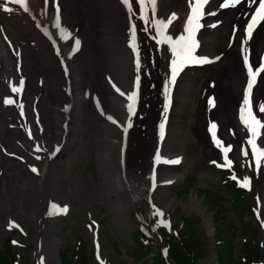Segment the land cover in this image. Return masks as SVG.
I'll list each match as a JSON object with an SVG mask.
<instances>
[{
  "label": "bare ground",
  "instance_id": "1",
  "mask_svg": "<svg viewBox=\"0 0 264 264\" xmlns=\"http://www.w3.org/2000/svg\"><path fill=\"white\" fill-rule=\"evenodd\" d=\"M258 1L239 0L235 6L220 8L219 4L222 0H207L205 11L211 14H205L200 18V26L193 37L196 41L193 56L204 57L206 62L195 63L204 73L198 80L199 87L195 98L197 109L193 116L194 123L191 130L197 136L198 144L202 146L203 158L207 161L214 159L217 153L212 148L206 133H210L208 130L210 123L215 124L213 132L222 145L227 143L221 132L222 127L228 129L232 143L241 145L236 120L229 116L228 112L231 108L240 107L243 92L241 91V97L238 87L241 84L243 86L247 84L242 48L253 68L258 66L264 55V20L259 23L251 36L244 40L243 44L241 43L244 24L247 23ZM189 2L190 0L155 1V19L165 21L167 25L161 29L160 36H157L156 27L152 23L151 6H148L146 19H141L139 7L134 6L129 11L122 0H48L47 3L45 0H29L27 12L14 9L11 14L15 19L13 26L20 31V37L27 41L28 49L33 57L39 58L47 51V45L43 40L46 38L53 43L55 52L60 56L63 70L69 77L70 104L68 106L50 98L43 111L40 109L38 112L36 109L38 117L40 112L43 119L49 115L55 125L48 136L42 137L52 142L53 147L60 153H66L68 148L72 149L80 142H84L86 136L92 137L100 149L98 157L103 178L110 183V188L104 191L105 196L109 197L110 194L115 193V183L125 186L136 206L142 200H146L149 214L156 212L157 209L160 210L162 212L160 220L175 213L180 207V202L170 195L173 187L181 181V176L176 173L171 174L170 171L160 175L157 170L167 166V161H170L173 170L182 167L183 158L171 150L175 144L171 141V117L188 104L184 98L176 99L177 92L181 94L185 85L175 78L176 81L168 84L170 106L167 113L163 117L161 115L164 112V86L171 75L169 65L172 61V54L164 37H170L174 41L176 36L186 34L184 25L189 12ZM173 14L174 19L169 22V17ZM57 15L59 28L54 26ZM130 28L135 31L134 43L137 48L135 54L128 43ZM157 39L161 41L159 44ZM102 40L105 42V48L100 55L97 52ZM76 41H79V44L74 48ZM14 54L20 64L21 52L19 55L16 52ZM130 54L136 63L139 77L135 110L131 116L128 115L127 103L123 100L127 96L121 95V92L127 94L126 74L129 62L126 56ZM23 73L22 69V75ZM0 76L8 79L9 87L15 82L11 77L13 71L7 52L1 46ZM50 78L54 82L55 76ZM106 84L114 88L115 94L108 93ZM209 98L212 99L211 105L208 102ZM250 100L253 113L264 124V113L259 112V106L264 105V71L257 76L252 85ZM21 105L23 104L20 103L19 106ZM109 107L113 110L110 114L107 112ZM114 112L126 113L123 124L117 121ZM84 114L87 115L85 120H83ZM222 115L227 118L223 119ZM109 116L116 123L109 120L107 118ZM162 120L163 136L159 134V124ZM21 123L34 134L35 138L36 131L30 125L27 115ZM39 125H41L40 122ZM115 131L123 133L126 151L124 171L117 175L112 173L107 149L109 133ZM210 134L213 136V133ZM256 137H259L263 143L260 147H264V127L259 130V135ZM63 147L65 149H62ZM9 152H15V149L11 148ZM157 155L165 162L154 165L153 160L157 159ZM177 158V163L171 162ZM248 160L247 166L251 161L250 155ZM50 163L49 158H45L37 175L44 211H39L37 206L32 208L34 215L39 216L34 264H57L54 250L47 254L56 238L49 237L47 232L55 218H58L57 215L61 213V209L58 208L64 207L65 204L63 192L67 186L68 161L63 157L59 159L57 170L54 172L56 176L53 178L52 198L44 199L48 191ZM235 164L231 162L230 166ZM250 167L255 170L252 171L256 178L254 191L259 199V214H262L264 210L263 161ZM154 191L158 192L159 199H154ZM163 197L168 199L161 202ZM189 203L193 206L197 205L196 201L191 200ZM108 205L114 209L119 208L120 200H109ZM201 212L202 209L198 205L197 218L206 223L203 234L209 239L212 235V227L205 217L201 218Z\"/></svg>",
  "mask_w": 264,
  "mask_h": 264
},
{
  "label": "rangeland",
  "instance_id": "2",
  "mask_svg": "<svg viewBox=\"0 0 264 264\" xmlns=\"http://www.w3.org/2000/svg\"><path fill=\"white\" fill-rule=\"evenodd\" d=\"M1 20L4 21L2 24L13 42L15 44L19 43L23 48L27 83L29 81L27 102L30 117L32 118L30 110L32 103H37L42 111L46 108L50 98L57 102L68 103V96L65 93V78L60 69L59 59L53 53V50L48 47V50L43 55H40L39 58H34L33 54L27 49V42L22 40L17 29L13 27V18L3 16L0 13ZM104 48L105 42L102 40L99 46V52L97 53L100 55L103 54ZM9 57L11 66L13 67L14 58L10 54ZM126 58L130 61L129 55ZM53 76H55L54 82L50 78ZM130 77L131 64L127 72L129 85ZM192 79V82L190 81L189 84L194 86L196 79ZM106 88L108 93H113L108 85H106ZM191 89V86L185 89V97L188 99V105L179 111L180 114L178 116L175 115L172 118L175 124L178 125L177 133L174 134L173 132V137L171 138L175 142L172 150L183 154L185 162L182 169L178 170V172H176L177 170L172 171L171 174L177 173L181 175L182 172L186 177V181L184 182L183 176L182 181L177 183L172 189L170 197L177 199L180 202V207L169 217L173 221L178 215H187L195 219L198 231L204 236L203 229L206 223L197 218L198 206H193L189 202L191 200L194 202L193 200L195 199L202 209L200 213L201 218L205 217L210 225H212V218H216V214H214L211 205L207 204L203 199V195L199 190L209 189L222 193L224 188L221 182V175L216 170H213L206 160L202 158V154L199 152L200 147L197 144L198 140L191 131L193 114L197 108L196 96ZM6 93L5 82L0 76V244L10 234L13 237L20 238L26 246H17V248H14L24 255L22 264H33L32 252L36 245L35 232L39 217L34 215L32 208L33 206H37L39 211H43V205L41 203L37 174L36 172L31 173L27 164L30 162L28 160L30 158L40 169L43 160L40 161L42 159L41 153L35 151L33 146H31L32 141L27 137L25 138L20 127L16 107L12 104H9L10 106L3 104L1 98ZM108 110L113 112L111 107ZM231 113L234 114V110L229 111V114ZM115 114L119 117L123 116L122 112H115ZM83 117V120H85L87 115ZM45 120L43 133H38V136H48L52 132L53 127H55L49 115L45 117ZM109 135L110 139L108 140L109 144L107 145V149L112 165V173L114 175L122 174L123 154L120 150V133L115 131ZM97 145L92 137L86 136V140L80 142L79 146H75L72 150H67L68 155L66 159L69 162L66 169L67 186L64 189L63 195L70 206V212L64 218L55 219L53 223L54 229L49 231V235L51 237H57L59 246L61 247L71 246L76 240L77 244H79L78 241L80 240L84 241V246L87 251H90L92 250V246L97 243V251L104 261L107 260L110 264H117L120 261L133 264L130 262L131 260L126 253L128 245L131 244L128 231L137 226L138 220L150 222L156 234H158L159 230L167 228V226L157 224L156 216L148 217L147 203L145 200L136 206L131 199L129 190L125 186H120L118 183H115V193L110 194L109 197L105 196L104 191L110 188V183L103 178L100 159L98 157L100 149ZM10 148L21 152L26 160L19 157H12L2 150H10ZM33 152L34 155L40 156L38 160L34 161L31 156ZM59 157L61 156L53 158L49 165L48 191L44 199H50L52 197L54 189L53 178L56 176L54 172L57 170ZM166 171L167 169L161 170L163 173ZM189 174H193L194 176L190 178L191 181L188 180ZM182 188L185 192L176 196V192L178 193ZM154 196L158 197L159 194L155 193ZM248 198L251 204H253L252 193L248 194ZM115 199L120 200V206L116 209L108 205L109 200ZM167 199V197H163L161 202ZM138 211L142 218H138ZM226 214H223V216L231 219L235 232H237L236 229L238 228H240L242 233H247L246 230L249 227L252 230V226L249 223L251 215H248L247 212H242L241 215H237L235 211L231 210ZM11 219H16L20 222L19 228L24 234L20 235L18 228L9 226L8 221ZM254 221L258 223L257 218H254ZM141 228L151 232L149 228L147 229L144 226V223H141ZM249 232L246 235V244L251 242V239L256 238L253 233ZM259 239L262 245L263 260L264 246L261 229ZM204 241L208 242V247L201 264H211L213 254L209 243L210 240L204 238ZM235 242L236 245L230 243L232 252L239 254V240L236 238ZM29 246L30 248H28ZM31 246H33L32 249ZM92 261L95 264H99L94 257Z\"/></svg>",
  "mask_w": 264,
  "mask_h": 264
},
{
  "label": "snow or ice",
  "instance_id": "3",
  "mask_svg": "<svg viewBox=\"0 0 264 264\" xmlns=\"http://www.w3.org/2000/svg\"><path fill=\"white\" fill-rule=\"evenodd\" d=\"M14 3H17L24 9V11H28V8L26 6L25 0H13ZM47 3L48 0H45ZM122 3L129 9V11L132 10L134 6H138L140 9V18L141 19H146L147 17V10L148 6H151L152 12H153V19L152 23L156 27V34L157 36H160L161 34V29L166 27V22L162 20H156L155 19V0H122ZM207 3V0H190L189 2V12L187 15V19L184 25V32L186 33L185 35H179L175 37V40L173 41L170 37L165 36L164 39L167 41L169 45V49L172 54V61L169 65L170 70H171V75L168 78V81L165 82L164 86V102H163V109L164 112L161 114L162 117L167 113L170 99H169V87L168 84L171 81H174L176 78V75L178 74L179 70L185 65V64H192V63H204L206 62V58L204 57H199L196 58L193 56V51L196 47V41L194 40V34L196 29L200 26L199 25V20L200 18L205 15V14H211V13H206L205 11V5ZM237 3H239V0H222V2L219 4L220 8H226V7H232L235 6ZM0 7H3L5 11H10L9 8H7L5 5L0 4ZM174 19V14L169 17V22ZM264 20V0H259L258 6H255V10L250 13V18L244 27L243 30V39L241 43H244V40L248 39L251 36L252 30L255 28V26L261 21ZM59 17L57 15V22L54 25L55 27L59 28ZM235 31V27L233 29ZM63 31V30H62ZM130 31V38L128 40L129 46L132 47L133 53H137V48L135 46L134 40H135V31L133 29H129ZM47 34V33H46ZM161 41L157 39V44H159ZM79 44V41H76L74 44V48L76 45ZM242 56H243V62H244V68L247 71V84L244 87L243 90V100L240 104L239 108V118L242 124L245 125V127L248 130V138H247V144L250 146L252 150V156L253 159H256L258 162L260 161V158H264V149H260L257 147L254 138L259 135V130L264 127V124H262L261 120L257 118V115L253 113L252 110V102L250 100V91L252 88V85L255 82V77L262 71H264V56L261 57L260 63L258 67L253 68V66L250 65L249 63V58L246 54H244L245 50L242 48L241 50ZM22 83V80H21ZM139 84V77H136V81L133 84V90L127 94L122 93L121 95H126L127 96V111L128 115L131 116L135 110V101L137 97V88ZM18 88L13 87L12 91L16 92L18 91ZM119 91V89H117ZM12 101L5 98L4 103L8 104L11 103ZM209 104H212V99L209 98ZM259 112L264 113V105L259 106ZM109 120H111L113 123H116V121L111 117H107ZM215 128V124L210 123L209 124V132L213 133L212 139L213 143L220 148L222 153H228L230 151L231 146H223L221 141L217 139L215 136L213 130ZM159 129H160V135L163 136V129H164V123L163 120L159 124ZM126 130V129H125ZM242 154L246 155L247 153L244 152L242 148ZM158 158V155H157ZM172 163H177V160L171 161ZM212 163H215L213 161ZM231 161L228 160L227 156H225V162L222 165L223 167H230ZM32 171H36L35 168H32ZM235 179V177H233ZM238 183L241 184L243 187L248 186V177H244L243 181H238ZM156 215L162 216V212L157 209ZM157 224H163L164 226H167V222L163 220H157ZM262 227H264V223L261 224ZM15 243V241L13 242Z\"/></svg>",
  "mask_w": 264,
  "mask_h": 264
},
{
  "label": "trees",
  "instance_id": "4",
  "mask_svg": "<svg viewBox=\"0 0 264 264\" xmlns=\"http://www.w3.org/2000/svg\"><path fill=\"white\" fill-rule=\"evenodd\" d=\"M174 229L176 236L164 234L165 246L170 256L175 260L176 264H199V260L203 255L204 244L194 228V223L190 218H177ZM225 237V245L218 248L219 256H228L225 264H236L230 254V241ZM132 244L129 246L128 254L134 262H140L143 257L147 256L150 251L152 240L139 230L131 232ZM8 241L0 248V264H12L17 260V253L12 251L8 245ZM72 248H63L60 250L61 264H93L89 254L84 247L82 241ZM248 257L239 264H248L255 251L247 254ZM224 261V260H223ZM232 261V262H231ZM231 262V263H230ZM120 264H126L121 262ZM149 264H168L167 259L161 252H157ZM223 264V263H221Z\"/></svg>",
  "mask_w": 264,
  "mask_h": 264
}]
</instances>
